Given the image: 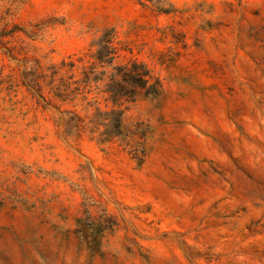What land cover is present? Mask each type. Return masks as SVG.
<instances>
[{
	"label": "rangeland",
	"instance_id": "rangeland-1",
	"mask_svg": "<svg viewBox=\"0 0 264 264\" xmlns=\"http://www.w3.org/2000/svg\"><path fill=\"white\" fill-rule=\"evenodd\" d=\"M107 29L156 79L127 141ZM0 264H264V0H0Z\"/></svg>",
	"mask_w": 264,
	"mask_h": 264
},
{
	"label": "trees",
	"instance_id": "trees-1",
	"mask_svg": "<svg viewBox=\"0 0 264 264\" xmlns=\"http://www.w3.org/2000/svg\"><path fill=\"white\" fill-rule=\"evenodd\" d=\"M110 35V30H104L96 40L95 45L97 46V48L91 55L94 61L90 63L88 69H94L97 64L104 68L101 73L104 76L106 75L108 77V79L105 80L104 91L113 96L114 101L110 99L112 102V106L109 109L101 110L97 108L94 114V121L96 127L99 128L98 135L101 138V141H127L131 132L124 122V109L120 107L118 99L121 98V96L129 98V96L135 95L137 90L139 89H144L148 94H152L155 92L157 85L154 84V82H156V79L153 82H150V71L147 69L145 64L136 60L123 64H115L113 62L115 53L110 52ZM106 66H110L111 68V71L108 73L105 71ZM91 72L92 71L89 72L87 70V72L85 73V77L87 78ZM88 80L98 81L101 80V77L92 76V78H88ZM77 222L78 226H80L82 230L81 236L84 239L90 238V235L88 233H85L88 232V230H90L89 232H96L99 235L103 230L101 224L85 225L79 219ZM96 227H98L97 230L95 229ZM88 248L93 253H96L100 250V243L96 241V238L94 236L91 237Z\"/></svg>",
	"mask_w": 264,
	"mask_h": 264
}]
</instances>
